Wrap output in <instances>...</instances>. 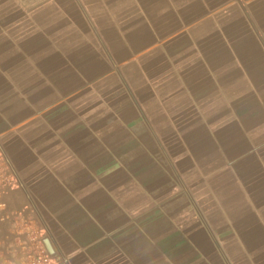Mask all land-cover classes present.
I'll use <instances>...</instances> for the list:
<instances>
[{
  "label": "crops",
  "instance_id": "obj_1",
  "mask_svg": "<svg viewBox=\"0 0 264 264\" xmlns=\"http://www.w3.org/2000/svg\"><path fill=\"white\" fill-rule=\"evenodd\" d=\"M0 159V264H264V0H0Z\"/></svg>",
  "mask_w": 264,
  "mask_h": 264
},
{
  "label": "built area",
  "instance_id": "obj_2",
  "mask_svg": "<svg viewBox=\"0 0 264 264\" xmlns=\"http://www.w3.org/2000/svg\"><path fill=\"white\" fill-rule=\"evenodd\" d=\"M12 182L11 173L9 169L3 165L2 160L0 159V196L3 194V190L6 184ZM5 208V203L0 199V209ZM39 259L34 260L31 264H38Z\"/></svg>",
  "mask_w": 264,
  "mask_h": 264
},
{
  "label": "water",
  "instance_id": "obj_3",
  "mask_svg": "<svg viewBox=\"0 0 264 264\" xmlns=\"http://www.w3.org/2000/svg\"><path fill=\"white\" fill-rule=\"evenodd\" d=\"M48 244V243H47Z\"/></svg>",
  "mask_w": 264,
  "mask_h": 264
}]
</instances>
